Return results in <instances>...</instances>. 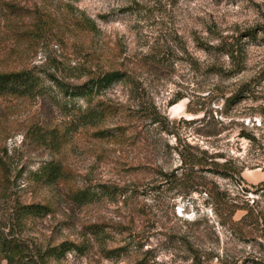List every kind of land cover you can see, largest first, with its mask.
I'll use <instances>...</instances> for the list:
<instances>
[{"label": "rangeland", "instance_id": "obj_1", "mask_svg": "<svg viewBox=\"0 0 264 264\" xmlns=\"http://www.w3.org/2000/svg\"><path fill=\"white\" fill-rule=\"evenodd\" d=\"M263 29L264 0H0V73L39 84L0 94V264H264Z\"/></svg>", "mask_w": 264, "mask_h": 264}, {"label": "trees", "instance_id": "obj_2", "mask_svg": "<svg viewBox=\"0 0 264 264\" xmlns=\"http://www.w3.org/2000/svg\"><path fill=\"white\" fill-rule=\"evenodd\" d=\"M125 78H126V74L124 72L115 70V71L106 72L103 75H99L97 77L90 78L85 83L70 88L69 86L65 87L59 81H57V83L60 87L64 89L63 91L67 96L71 98L87 99L88 97H91L93 95L100 94L103 90L108 89L115 83L125 80ZM38 86L39 84L37 83L35 77L32 75L31 72L27 70L21 72H15V73H0V94L17 93L21 95L34 96L37 93ZM41 91H42V87H41ZM84 116L86 118H89V120L91 119L94 120L97 118L98 115L86 113ZM181 158L185 166H187L188 164L191 166H203L209 163L207 159H204L203 157L198 158L193 155H187V156L181 155ZM214 164L220 167L222 170V171L221 170L217 171L218 172L217 174L225 178H229V176H232L231 175L232 170L230 167H228L227 162L214 163ZM241 173L242 170L233 169V175L237 174L239 178L241 176ZM61 175H62L61 167L58 164H55L54 162L46 163L41 168V180L46 184H53L57 182L60 179ZM241 181L244 182V179L242 178ZM74 198L82 204H87L93 200L94 195L88 189H85L77 192L74 195ZM49 212H50V208L48 206H42V205L28 206L27 209L25 210L26 214L34 215V216L41 215V217L45 216ZM2 244L4 246L3 250L8 252L10 258L16 257L17 254H19L17 245H11L10 243L4 240ZM74 247L75 245H73L72 243L63 242L58 246L50 248L46 252V256L60 258L61 256L65 255L68 251L72 250V248Z\"/></svg>", "mask_w": 264, "mask_h": 264}]
</instances>
